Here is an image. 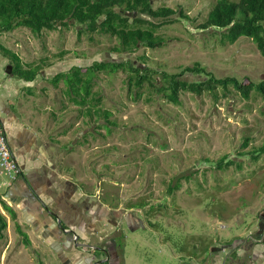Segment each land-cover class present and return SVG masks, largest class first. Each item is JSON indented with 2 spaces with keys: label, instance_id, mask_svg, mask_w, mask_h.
Returning <instances> with one entry per match:
<instances>
[{
  "label": "rangeland",
  "instance_id": "obj_1",
  "mask_svg": "<svg viewBox=\"0 0 264 264\" xmlns=\"http://www.w3.org/2000/svg\"><path fill=\"white\" fill-rule=\"evenodd\" d=\"M217 2L151 0L154 9L181 10L189 19L179 13L169 20L141 16L160 26L156 35L165 44L155 49L139 45L132 53H113L116 37L84 32L74 21L41 35L18 28L0 36V44L16 53L25 68L41 67L33 82L12 75L11 106L22 123L39 133L40 143L48 144L57 177L70 183L65 197L75 188L97 197L118 221L134 217L143 222L132 231L121 221L127 237L123 264H264V152H258L264 147V100L258 93L245 100L230 89L218 101L211 94L183 93L181 105H174L149 82L130 86L134 74L129 71L101 72L92 92L101 98V112L112 113L109 124L71 102L64 80L58 86L52 82L75 66L130 61L169 74L199 63L217 78L259 83L264 57L250 39L222 45L211 30L197 29ZM1 56L6 57L0 51ZM1 76L7 78L4 72ZM10 181L0 172V193ZM8 202L0 198L1 212ZM2 214L8 227L0 238V264H53L47 253L42 261L37 241L26 244L18 223L22 231L29 228L19 212L14 222L8 212ZM74 239L76 246L80 242Z\"/></svg>",
  "mask_w": 264,
  "mask_h": 264
},
{
  "label": "trees",
  "instance_id": "obj_2",
  "mask_svg": "<svg viewBox=\"0 0 264 264\" xmlns=\"http://www.w3.org/2000/svg\"><path fill=\"white\" fill-rule=\"evenodd\" d=\"M178 13L182 18L189 19L181 10L168 7L154 9L151 0H0V36L18 28H26L36 35H41L43 31H55L58 26H69L70 21H74L84 32L116 37L119 45L112 49L113 53H132L139 45L155 49L165 44L164 39L156 35L160 26L141 16L154 20H169ZM197 29L204 32L211 30L212 35L218 36L222 45L235 44L243 37L250 39L264 57V0H218L206 21ZM0 51L11 59L14 77L24 82L37 79L41 67L31 65L25 68L20 57L1 44ZM119 70L134 74L129 77L130 86L134 84L142 88L149 82L155 92L162 94L174 105H181L183 93L196 96L211 94L215 101H218L220 98H227L231 94L230 89L245 100L250 99L253 92L258 93L264 100V80L255 83L249 78H217L199 63L186 67L181 73L169 74L149 68L143 69L130 61L97 62L85 69L72 67L69 72L57 74L52 82L58 86L59 82L64 80L67 86L65 93L71 102L85 108L87 116H104L109 124H113L109 121L112 113L101 112V98L92 92V88L98 73L114 74ZM153 74L160 79L152 81ZM185 74L202 78L190 81L183 78ZM219 91H222V96H219ZM261 151L264 152V147L258 152ZM231 164L230 161L227 166ZM4 209L13 220L16 219L15 212L9 206L4 204ZM7 227V220L0 212V238ZM18 230L25 236V242L28 244V237L20 226Z\"/></svg>",
  "mask_w": 264,
  "mask_h": 264
},
{
  "label": "crops",
  "instance_id": "obj_3",
  "mask_svg": "<svg viewBox=\"0 0 264 264\" xmlns=\"http://www.w3.org/2000/svg\"><path fill=\"white\" fill-rule=\"evenodd\" d=\"M8 61V58L3 56L0 57V121L8 131L9 147L18 160L22 171L27 173L25 176L31 180L32 187L37 192L38 197L48 204L50 208H54V214L57 215L59 221L66 224L67 230L72 229L75 231V229H77V221H80L81 211L86 209L88 211L87 214L90 215L92 203H79V199L83 197L81 194H77L78 198L72 196L65 197V187H61V189L56 192V196L55 194L47 196L46 189L48 186H45L43 184L45 180L42 182L41 179L45 177V167H50L48 161L52 162L48 144L46 142L43 144L40 143L41 139L39 133L33 131L32 128L25 123H22L15 111L12 110L10 85L11 80L14 78H12L11 63L9 64ZM3 72L7 76L6 79L2 78L3 75L1 76ZM5 89H7V91H5ZM52 164L53 166L55 165L53 162ZM31 172H36L37 174H32ZM37 195L27 187L25 180L21 178L7 183L4 192L0 193V198L3 199V197H5L9 201L7 206H9L15 214L19 212L24 220V224L29 228V230L26 228L22 231L28 237V245H30V242L33 245H35L36 241L38 242L41 247V252H43V262L47 260V253L50 260H52L53 257V264H92L93 258L92 260H87L86 257L81 258V251L74 248V237L78 235L84 237V234H79V232L73 235L62 233L56 223L58 219L48 214L43 205L39 202ZM62 197H64V200H62ZM4 211L5 209L3 208V211L0 212L4 213ZM105 212H107V210H105ZM77 215L79 216L77 217ZM75 217H77L76 223L73 222ZM83 217L86 216L83 214ZM15 220H13V222ZM86 223L83 226L84 228ZM19 225L22 226L18 223V226ZM119 251L118 257L121 260V264H123L125 259Z\"/></svg>",
  "mask_w": 264,
  "mask_h": 264
},
{
  "label": "flooded vegetation",
  "instance_id": "obj_4",
  "mask_svg": "<svg viewBox=\"0 0 264 264\" xmlns=\"http://www.w3.org/2000/svg\"><path fill=\"white\" fill-rule=\"evenodd\" d=\"M0 123H2V122L0 121ZM2 127L6 133L7 138H8V134H7L8 131L5 129V127L3 125H2ZM8 142H9V140H8ZM45 171H46L45 177H44V179H41V181L43 182V180H45V183L43 182V184L45 186H48L46 189L47 196L52 195V194L53 195L55 194V196H56L57 195L56 192H58V190L61 189V187L64 188L66 185H70L69 182L65 183L57 177L58 173H59V169L55 165L50 167V169L46 166ZM31 173L37 174L36 172H31ZM26 174L27 173H24V171H22L21 175L18 176L17 179H19V178L24 179L27 187L29 189H31V191H33L37 195V192L32 187L31 180L28 177L26 178V176H25ZM77 194H81L83 196V193H81L80 191H77L75 188H73L71 196L78 198ZM58 195H59V193H58ZM68 197H69V195H68ZM37 198L39 199V202L41 204H42V202L45 203L43 200H41L38 197V195H37ZM62 200H64V197H62ZM80 202H85L86 204H88L90 202L92 203L91 208H90L91 214L88 215L87 214L88 211L86 209H83L81 211L80 221H77L78 222L77 223V229H75V231L72 230L75 233L79 232V234H84V237L80 236V235H78L76 237L78 238V241L81 244L89 245V247H90V248L85 249V250L79 249L81 251L80 257L81 258L86 257L87 260H92V258H93L92 264H95V262H97L99 260H105L106 263H104V264H121V260L118 257L119 256L118 251L120 250L119 251L120 253L124 252V249L122 248L123 247L122 241L125 242V240L127 238L124 235V231H123L124 226H127L130 230L133 231L135 229H138L143 224V222L139 218L135 220L134 217L133 218L125 217L123 220L118 221L117 217H113V212L112 211L105 212L106 209L103 207V204L101 203V201H99L97 197H94L92 195L81 197L79 199V203ZM45 205H46V207H44V209L48 212V214L50 211L54 213V208H50V206H48V204H46V203H45ZM83 214L86 217H83ZM78 216L79 215H77V217ZM77 217L74 218L73 222L76 223ZM56 218L58 219L57 215H56ZM121 221L124 222L123 229L121 228V225H122ZM64 223H65V221H64ZM85 223H86V226L84 228L83 226ZM61 224H62L63 228L67 229L66 224H63L62 221H61ZM59 229H60V227H59ZM75 240H77V239H75ZM253 245H254V241L250 240L248 247H252ZM97 248H98V250L95 251V249H97ZM104 252H106V254H104ZM95 255L98 257L97 259L95 258ZM88 262H90V261H88Z\"/></svg>",
  "mask_w": 264,
  "mask_h": 264
},
{
  "label": "built area",
  "instance_id": "obj_5",
  "mask_svg": "<svg viewBox=\"0 0 264 264\" xmlns=\"http://www.w3.org/2000/svg\"><path fill=\"white\" fill-rule=\"evenodd\" d=\"M0 172L7 174L12 180L21 175L22 169L9 147L8 138L0 123Z\"/></svg>",
  "mask_w": 264,
  "mask_h": 264
},
{
  "label": "water",
  "instance_id": "obj_6",
  "mask_svg": "<svg viewBox=\"0 0 264 264\" xmlns=\"http://www.w3.org/2000/svg\"><path fill=\"white\" fill-rule=\"evenodd\" d=\"M48 163H49L50 167L53 166V164H52L51 161H48ZM42 205H44L43 207H46L45 203H43V202H42ZM49 214H50L52 217H56V215H55L53 212H51V211L49 212ZM56 223H57V225H59V227H60L62 233H65V234H71V235L75 234V232L72 231V229L67 230V229L63 228V226H62V224H61V221L57 220ZM74 241H76V240H74ZM74 248H75V249H84V250H85V249H88V248H90V247H89V245L80 244V243H77V242H76V246H75ZM97 250H98V248L95 249V251H97ZM104 254H106V252H104ZM95 258L97 259L98 257L95 255ZM104 263H106L105 260H99V261L95 262V264H104Z\"/></svg>",
  "mask_w": 264,
  "mask_h": 264
}]
</instances>
